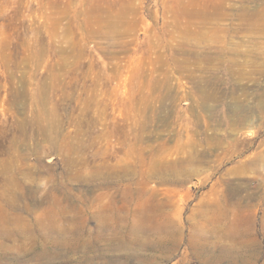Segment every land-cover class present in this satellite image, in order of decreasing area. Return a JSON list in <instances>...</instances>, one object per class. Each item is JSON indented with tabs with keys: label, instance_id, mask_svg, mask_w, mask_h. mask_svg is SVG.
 <instances>
[{
	"label": "rangeland",
	"instance_id": "rangeland-1",
	"mask_svg": "<svg viewBox=\"0 0 264 264\" xmlns=\"http://www.w3.org/2000/svg\"><path fill=\"white\" fill-rule=\"evenodd\" d=\"M185 4L0 0V264H264V0Z\"/></svg>",
	"mask_w": 264,
	"mask_h": 264
},
{
	"label": "bare ground",
	"instance_id": "bare-ground-1",
	"mask_svg": "<svg viewBox=\"0 0 264 264\" xmlns=\"http://www.w3.org/2000/svg\"><path fill=\"white\" fill-rule=\"evenodd\" d=\"M227 0H207L205 2L202 3H199L198 0H186V4L187 6H190L191 8L193 9H189L188 7L186 8L187 11L185 12V15H187V18L186 19H191V22L188 24H176L173 25L174 28H172L173 30H178L181 34V38H183V36L188 39L189 38V41L191 39V46H192V49L190 50L189 49V56L194 60V62L198 61V60H204V59H207L208 58V53L210 55V53H212V50L210 49H207L205 48V46H202L200 47V43L202 41L203 42H216V41H219L220 40V36H219V33H223L225 35V33H228V31H230V28H228L227 30L226 29H222L216 25H211L210 24H213L212 22L214 20H217V19H220L221 17L223 16H227V13L225 12L226 9L224 7V4L226 3ZM209 3H212V4H209ZM228 9V8H227ZM241 10V21H242V24H243V29H244V32H242L241 34L244 35L248 32H250L251 36L252 37H259L262 35V32L264 31V22L261 23V22H254L252 21L251 23H248L247 21V17H245V13H244V9H240ZM229 14V12H228ZM258 15L261 14V12H257ZM262 15V14H261ZM194 18V19H193ZM195 20V21H192ZM198 23H197V21ZM250 22V21H249ZM197 23V25H195ZM208 24V25H207ZM215 24V23H214ZM217 24V23H216ZM171 25V24H170ZM205 28L207 29H211L210 32L207 31L205 32ZM238 30V29H237ZM242 30V29H241ZM240 34V33H239ZM249 34V33H248ZM226 36V35H225ZM250 36V35H249ZM223 37V35H222ZM260 37V38H261ZM250 38V37H249ZM223 39V38H222ZM253 39V38H252ZM259 39V38H258ZM257 39V40H258ZM224 40V39H223ZM186 42V41H185ZM224 42V41H223ZM226 43V42H224ZM217 44V43H216ZM190 45V44H189ZM207 47V46H206ZM225 47V46H224ZM211 48V47H210ZM223 48V46H222ZM219 51H213L212 54H215L217 56V58L214 60L217 62L215 63V65H218L221 61H222V57H224L223 54L224 53V49L221 50V49H218ZM182 51V50H181ZM184 51V50H183ZM225 52H227V50H225ZM207 54V55H204V54ZM202 54L204 55L202 57ZM222 54V55H221ZM237 55V54H236ZM202 57V58H201ZM201 58V59H200ZM232 59V58H231ZM187 60V59H186ZM191 60V61H193ZM205 63V62H204ZM196 64H198V62H196ZM202 65V64H201ZM234 65V64H233ZM233 65H231V68H230V72H232L233 74ZM199 66H200V63H199ZM201 67V66H200ZM236 68H238L237 66H235ZM238 70V69H237ZM203 95V94H202ZM207 95V94H205ZM209 98V97H208ZM207 99V98H206ZM234 111L236 109H233ZM233 134V133H232ZM213 139V137H211ZM211 138H208V139H211ZM222 138V137H221ZM206 139V138H205ZM204 139V140H205ZM221 140V139H220ZM224 140V139H223ZM232 140V139H231ZM206 141V140H205ZM204 141V142H205ZM216 142V140H214ZM218 141H219V138H218ZM217 141V142H218ZM233 141V140H232ZM209 142V140L207 141ZM210 142H212V140H210ZM209 142V144H211ZM222 142V141H221ZM224 143V142H223ZM208 144V146H209ZM217 144V143H216ZM215 144V145H216ZM220 144V142H219ZM218 144V145H219ZM184 145V144H183ZM217 145V146H218ZM221 145V144H220ZM189 145H187L188 147ZM193 146V145H192ZM191 146V147H192ZM182 148V147H181ZM176 149V148H175ZM174 149V150H175ZM184 149V148H183ZM179 150V149H178ZM262 151L263 150H260V151H257L255 152L253 155H250V156H246L241 162L242 164V169L241 170H248V171H254V172H257L258 171V165L263 162V156H262ZM180 152V151H178ZM166 155V154H165ZM164 155V157H165ZM189 156V155H188ZM159 157V156H158ZM188 158V157H187ZM194 158V157H193ZM193 158H188L186 161L188 162H193L195 161V159ZM153 159V158H152ZM160 159V158H159ZM157 160V159H156ZM155 160V161H156ZM166 160V159H165ZM154 162V161H153Z\"/></svg>",
	"mask_w": 264,
	"mask_h": 264
}]
</instances>
